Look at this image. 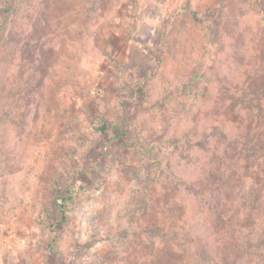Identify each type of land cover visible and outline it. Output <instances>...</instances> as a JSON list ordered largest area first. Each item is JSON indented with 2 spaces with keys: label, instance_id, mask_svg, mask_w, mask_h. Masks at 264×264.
<instances>
[{
  "label": "rangeland",
  "instance_id": "374dc122",
  "mask_svg": "<svg viewBox=\"0 0 264 264\" xmlns=\"http://www.w3.org/2000/svg\"><path fill=\"white\" fill-rule=\"evenodd\" d=\"M6 2L0 264H258L177 178L255 127L264 0Z\"/></svg>",
  "mask_w": 264,
  "mask_h": 264
},
{
  "label": "trees",
  "instance_id": "16d2710c",
  "mask_svg": "<svg viewBox=\"0 0 264 264\" xmlns=\"http://www.w3.org/2000/svg\"><path fill=\"white\" fill-rule=\"evenodd\" d=\"M7 0L4 8L9 6L11 13L20 4V0ZM6 9L0 11V17ZM1 21V19H0ZM2 28L0 27V39H3ZM254 107V108H253ZM255 124L248 126L249 131H242V138L236 139L233 149H230L228 157H233L230 161H218L214 164H201L195 182H189L183 177L177 178L178 183L184 184V188L195 201L207 211L215 220V224L221 227L227 226L224 230L225 238L230 239L222 249V253H241L260 264H264V225L259 228L257 221L264 211L259 210L264 207V178L251 180L250 189L245 187L244 175L249 173V169H256L259 177H264V102L263 98H256L252 101ZM98 131L105 133L109 126L102 124L97 127ZM246 135V136H245ZM241 141H245L241 142ZM261 154H260V153ZM260 190H259V189ZM76 185L67 191L69 197H62L61 212L62 218H67L66 205L69 200L77 199L79 195ZM240 195V199H238ZM246 197V198H245ZM239 202V203H238ZM262 223H260V226ZM54 245V244H53ZM55 246V245H54ZM51 244L50 252L52 253Z\"/></svg>",
  "mask_w": 264,
  "mask_h": 264
}]
</instances>
